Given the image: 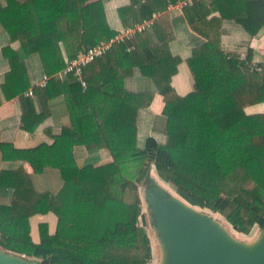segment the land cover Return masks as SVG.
<instances>
[{"label":"trees","instance_id":"trees-1","mask_svg":"<svg viewBox=\"0 0 264 264\" xmlns=\"http://www.w3.org/2000/svg\"><path fill=\"white\" fill-rule=\"evenodd\" d=\"M90 1L8 0L5 8L0 2V24L11 41L20 42L27 54H38L49 77L45 87L35 89L43 106L37 114L34 101L23 97L31 87L25 64L10 48L4 50L11 72L3 92L7 99L22 95L23 129L34 133L50 114L47 102L61 95L67 98L72 121L52 137L51 145L29 150L0 145L4 160L28 162L36 174L60 170L63 180L73 183L76 203L104 208L109 201L118 202L114 238L50 235L48 225L41 224V243L34 244L30 219L59 216L62 204L55 195L38 192L21 168L0 174V193L14 192L10 206L0 205V248L44 264H152V240L139 195L140 184L153 185L152 170L191 206L221 216L229 232L250 236L257 228L263 230L264 113L247 110L264 104V64H253L252 49L244 59L226 52L221 29L224 20H231L256 37L264 28V0H192L184 7L191 30L204 39L188 59L194 90L186 96L172 86L181 59L170 51L174 35L167 10L188 0H130L119 9L122 26L153 21L150 28L114 44L86 66V88L73 74L59 79L68 60L117 36L110 29L105 38L82 43L84 22L72 14L81 13ZM159 13L163 15L155 19ZM135 70L150 78L164 97V144L149 138L144 148L138 146V114L154 96L125 90L124 81ZM77 145L107 149L114 162L79 168L73 155Z\"/></svg>","mask_w":264,"mask_h":264},{"label":"crops","instance_id":"crops-1","mask_svg":"<svg viewBox=\"0 0 264 264\" xmlns=\"http://www.w3.org/2000/svg\"><path fill=\"white\" fill-rule=\"evenodd\" d=\"M16 1L25 3L27 0ZM0 2L2 7L8 6V0H0ZM129 4L130 0H91L81 13L72 14V16L80 17L84 22L85 31L82 35V43L89 44L103 39L108 35L110 29L116 32L125 29L120 20L119 9L129 6ZM184 7L180 2L170 5L167 10L174 35L170 51L173 56L181 59L178 73L172 79V86L180 96H186L194 90V79L188 66V59L194 48L204 42L201 36L191 30L184 15ZM162 15V13L156 14L155 18ZM212 15L216 16L218 13L213 11ZM221 39L226 52L244 59L249 49H252L253 64H264V28L256 37L252 38L239 24L231 20H224ZM9 48L19 55L20 61L25 64L26 76L31 83L29 90H33L34 95L28 96V90L23 93V97L34 101L37 114H41L43 106L35 89L44 87V78L47 76L40 56L27 54L20 42L11 41L9 34L0 24V143L11 144L17 150L35 149L42 144L51 145L54 143L52 137L61 135L63 128L72 126L67 98L61 95L47 102L46 113L50 114L44 122L37 126L34 133L25 131L22 124V95L7 99L3 92L8 74L11 72L9 60L4 56V50ZM57 77L62 81L67 79L64 71L60 72ZM75 80L81 83L77 78ZM73 82L74 80H70L69 84L71 85ZM124 87L129 93H151L154 96L149 108L141 109L138 114V146L144 148L149 138H154L164 144L167 140V119L163 114L165 102L153 81L143 76L139 70H135L133 75L125 79ZM247 111L249 113H264V104L251 107ZM73 155L79 168L102 167L114 162L109 150H88L84 145L75 146ZM21 168L32 177L34 187L38 192L51 193L62 204L59 216L53 213L38 214L30 219L31 238L34 244L41 243V224L48 225L50 235L69 238L80 236L98 239L114 238L113 233L121 212V205L118 202L109 201L104 208H99L91 203H76L73 198V183L65 182L60 170L47 168L43 173L36 174L28 162L19 159L4 160L0 145V174L3 171H17ZM151 175L154 180L156 174L153 170ZM13 193L12 189L2 190L0 205L10 206ZM139 195L142 201L140 192ZM142 208V214L145 215L143 201Z\"/></svg>","mask_w":264,"mask_h":264},{"label":"water","instance_id":"water-1","mask_svg":"<svg viewBox=\"0 0 264 264\" xmlns=\"http://www.w3.org/2000/svg\"><path fill=\"white\" fill-rule=\"evenodd\" d=\"M156 185L153 180L148 197L168 254L164 264H264V240L255 253L239 248L227 229L220 235L215 225L193 216L182 201L166 196ZM33 262L0 248V264H36Z\"/></svg>","mask_w":264,"mask_h":264},{"label":"rangeland","instance_id":"rangeland-1","mask_svg":"<svg viewBox=\"0 0 264 264\" xmlns=\"http://www.w3.org/2000/svg\"><path fill=\"white\" fill-rule=\"evenodd\" d=\"M154 180L157 183L156 186L160 188L161 191L166 196L170 197L171 199L173 198L175 200L178 199L177 196H173L176 194L174 190H172L168 184L160 180L157 175L154 176ZM148 188L149 186L143 183L140 185L139 192L142 195L144 213L147 217L146 229L149 232L151 240H152L153 254H154V262L152 264H164L167 262L168 254H167V250H165L164 248L163 239L159 235V230H158L159 226L157 225L154 219V216H153V211H152L153 207L148 197L149 196ZM184 205L185 207H187V209H189L188 211H190L191 214H193V216L195 215L197 218L201 219L202 221L208 222L209 224L213 226L215 225L216 226L215 228L217 229V231H219V234L224 236V233H225L224 230L226 231V228L224 227V224H222L221 216L217 214H213L210 211H206V210L203 211V209H200V208L190 207L187 204H184ZM229 234L231 238L233 239V241H235L236 246H238L239 248L249 253H255L263 246L261 244L263 243V240H264V230L262 231L257 228L256 230L253 231V233L250 236H243V235L235 234L232 232H229ZM34 261L36 262H33V263H36V264H44L43 261H38V260H34Z\"/></svg>","mask_w":264,"mask_h":264},{"label":"built area","instance_id":"built-area-1","mask_svg":"<svg viewBox=\"0 0 264 264\" xmlns=\"http://www.w3.org/2000/svg\"><path fill=\"white\" fill-rule=\"evenodd\" d=\"M192 0L186 2H181L182 5L186 6L190 4ZM156 15L154 16V18ZM156 19V18H155ZM153 24L151 22H145L142 25H136L134 28H125L120 30L117 33V36L108 41H101L93 47L87 48L84 52H81L75 59L68 60L66 63V68L64 73L66 75L73 74L82 84L84 88L87 87V83L84 79V68L94 62L95 60L103 57L116 43L124 42L125 40L132 39L137 32H142ZM49 81V77L45 76L43 86L45 87ZM28 96H33V90H29L27 93Z\"/></svg>","mask_w":264,"mask_h":264},{"label":"bare ground","instance_id":"bare-ground-1","mask_svg":"<svg viewBox=\"0 0 264 264\" xmlns=\"http://www.w3.org/2000/svg\"><path fill=\"white\" fill-rule=\"evenodd\" d=\"M171 195H173V194H171ZM173 196H177L178 197V200L177 201H179L180 203H184V204H187L188 205V203L187 202H185L183 199H181L178 195H173ZM182 201V202H181ZM184 204H182V205H184ZM185 206V205H184ZM190 206V205H189ZM193 208H196V207H193ZM200 210V209H199ZM203 211H205V210H203ZM205 214V213H204ZM208 214V213H207ZM214 217V216H213ZM218 218V217H217ZM221 221H222V219H221ZM220 222V221H219ZM222 224H224V222L222 221ZM34 260V259H33Z\"/></svg>","mask_w":264,"mask_h":264}]
</instances>
